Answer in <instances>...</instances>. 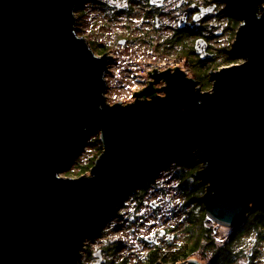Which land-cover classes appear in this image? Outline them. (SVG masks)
<instances>
[{
	"label": "water",
	"instance_id": "95a60500",
	"mask_svg": "<svg viewBox=\"0 0 264 264\" xmlns=\"http://www.w3.org/2000/svg\"><path fill=\"white\" fill-rule=\"evenodd\" d=\"M227 1L242 20L231 48L242 62L212 70L209 90L176 66L110 103L112 56L78 33L81 0H0V264L79 263L123 196L175 159L203 163L195 175L220 224L264 208V0ZM207 48L199 38L197 53ZM96 131L90 173L62 175Z\"/></svg>",
	"mask_w": 264,
	"mask_h": 264
},
{
	"label": "rangeland",
	"instance_id": "374dc122",
	"mask_svg": "<svg viewBox=\"0 0 264 264\" xmlns=\"http://www.w3.org/2000/svg\"><path fill=\"white\" fill-rule=\"evenodd\" d=\"M83 1L84 3L76 8L78 33L92 41L100 40L102 36L97 33L95 22L101 16V11L94 6V0ZM234 18L236 21L232 18L228 19L229 36L232 35L231 30L242 22L240 17L235 16ZM212 21L217 20L212 19ZM221 21L223 23V19ZM234 38L235 30L231 38L225 34L213 36V48L218 53L215 59L204 61V63H201L198 58H196L197 61H187L178 46L172 48L166 45L150 50L138 61L122 58L121 61H113L106 74L109 87L107 89L108 102L127 103L133 100L134 91L147 82L149 71L155 68L163 70L180 66L189 77L196 78L204 90L211 89L212 70L242 62L241 59L229 57ZM97 54L100 55V51ZM163 84L164 82L158 83L159 86ZM99 136L100 131L88 136L83 148L77 154V156L80 155L78 162L76 157L67 170L62 172V175L77 177L83 173H90V169L83 172L82 165L88 163L90 156L99 146V140L91 142L93 137L100 138ZM194 157L198 159L197 156ZM198 162L197 168L200 169L203 163L200 160ZM178 172L179 170L174 166L162 168L148 186L141 204L136 198L127 197L126 201L115 209L103 223L100 232L88 239L82 259L74 264H95L97 257L93 255V252L99 249H103L105 264H147L154 249L158 250L156 254L159 256L158 260L167 264L185 262L190 258H197L203 264H211V253L218 251V248H213L212 245V247L209 244L207 246L204 242L200 246L202 250L188 259L176 256L180 250L172 245L173 243L177 245L187 239L186 222L188 218L184 215V211L188 207L192 208L193 214L202 211V202L199 199L200 188H189L191 199L188 206L184 205L185 195L181 191L182 187L179 186ZM201 186L203 187L202 194H204L207 185ZM153 202L158 203V207H153ZM205 226L211 229L217 246L229 245L230 252L219 257L213 264H264V209L250 207L246 219L238 226L220 224L210 218L206 212ZM162 230L166 233L160 236ZM154 233L158 235L157 241L148 240L147 237ZM168 234H172L173 237L169 238ZM204 250L207 256L203 255Z\"/></svg>",
	"mask_w": 264,
	"mask_h": 264
},
{
	"label": "flooded vegetation",
	"instance_id": "af4514ba",
	"mask_svg": "<svg viewBox=\"0 0 264 264\" xmlns=\"http://www.w3.org/2000/svg\"><path fill=\"white\" fill-rule=\"evenodd\" d=\"M83 3L81 0L80 4ZM94 6L101 11L95 23L97 33L102 37L88 41L96 53H108L112 61H121V58L138 61L143 54L166 45L172 48L178 46L187 61H197L198 58L204 63L215 59L218 53L214 51L212 37L225 34L231 38L234 30L236 36L239 27L236 25L229 36L228 19L236 21L234 17L240 16L227 0H94ZM199 38H203L208 45L209 56L206 58L197 53ZM229 54L232 57L231 49ZM156 71L161 70H150L147 82L134 93L143 90ZM154 86L162 87L158 83ZM158 94L164 92L158 90L154 95ZM103 258L106 261L104 255ZM98 259L95 264H98Z\"/></svg>",
	"mask_w": 264,
	"mask_h": 264
},
{
	"label": "trees",
	"instance_id": "16d2710c",
	"mask_svg": "<svg viewBox=\"0 0 264 264\" xmlns=\"http://www.w3.org/2000/svg\"><path fill=\"white\" fill-rule=\"evenodd\" d=\"M201 85V84H200ZM100 137V136H99ZM99 140L100 144L97 147L96 151L93 152V154L90 156V160L88 161V163L86 165H82V171L85 172L88 169H90L96 159L98 158V156L102 153L103 151V144L101 142V139L98 137H93L91 142H95ZM80 155L76 156L77 157V162H78V158ZM198 159L195 158L194 156H192L189 160H182V159H175L170 161V163H168L166 166H164L163 168H167V167H176L179 172H178V179H179V186L181 188V191L183 192L184 196V205L188 206L189 202H190V190L189 188H200V192H199V199L201 200V204H202V211L196 212L195 214H193L192 212V208L188 207V209H186L184 211V215L188 218V221L186 222L187 225V229H186V235H187V239L186 241L182 242V243H178L177 245L175 243H173L172 245H174V248L179 249L180 252L176 253V256H180L183 257L184 259H188L190 257H192L193 255H195L196 253H198L201 249V245L205 242L206 245L208 246H213V248H218L216 251V253H211V264L215 263L219 257H223L224 255H226V253L230 252L229 250V245L226 246L225 244L223 246H217V242L215 240V238L212 236L211 234V229L207 228L205 226V218H206V207L204 205V200L202 199V196L204 194H202L203 191V187L200 184V179L198 177H196L195 173L197 172L198 168ZM161 172V169L158 170L157 172H155L153 174V176H151L150 178L142 181L141 183H139L138 185H136L135 187H133L127 194H125L123 196V200L120 201L116 206L115 209H117L120 205H122L123 202L126 201L127 197H132V198H136L138 203L141 204L143 202V196L145 195L148 186L150 185V183L153 181L154 176L157 175L158 173ZM264 209V208H259V210ZM258 211V210H257ZM254 212H253V216H254ZM211 246V247H212ZM204 256H207V252L204 250ZM158 253L157 249H154L151 256L149 257L147 264L151 263L154 264L159 256L156 255ZM227 260V259H226ZM66 264H74L72 262L70 263H66Z\"/></svg>",
	"mask_w": 264,
	"mask_h": 264
},
{
	"label": "bare ground",
	"instance_id": "6f19581e",
	"mask_svg": "<svg viewBox=\"0 0 264 264\" xmlns=\"http://www.w3.org/2000/svg\"><path fill=\"white\" fill-rule=\"evenodd\" d=\"M103 251V250H102Z\"/></svg>",
	"mask_w": 264,
	"mask_h": 264
}]
</instances>
